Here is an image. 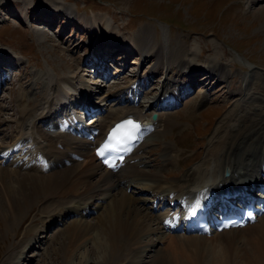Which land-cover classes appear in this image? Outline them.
I'll return each instance as SVG.
<instances>
[{"label": "bare ground", "instance_id": "obj_1", "mask_svg": "<svg viewBox=\"0 0 264 264\" xmlns=\"http://www.w3.org/2000/svg\"><path fill=\"white\" fill-rule=\"evenodd\" d=\"M46 10L48 11L41 14L45 15L44 17L40 15L37 17L36 24L45 25L53 19L48 17L51 9ZM64 11L69 20L77 19L76 14L69 8ZM95 21H97L95 27L99 29L101 23L96 19ZM106 42L96 41L95 46L103 44V47L96 53H93L94 50L90 51V54H93V65H97L94 70L95 77H102L104 67L101 66H104L108 58L116 56L118 51L123 50L122 56L127 58L132 56L125 48L127 46L128 49V45L121 47L114 43L115 45L109 46L112 43L106 44ZM115 50L117 52L112 54ZM98 56L100 58H97ZM145 56L142 58L144 59ZM166 57L168 59H166L165 72L168 73L176 60L174 61V57L169 58L167 54ZM16 60L0 50V67H9ZM80 61L82 65V60ZM142 62L144 63L143 60ZM180 62L186 75L191 78L192 85L199 77L204 83L209 84L217 81L213 74L217 77L221 75L226 77V73L222 74L223 65H220L219 69L216 65L200 71L199 69L207 65L191 66L183 59ZM63 65L69 68L73 66L65 62ZM253 69L242 76L244 79L240 90L229 97L236 95L239 97L238 102H235L237 107L232 112L223 114L217 122L201 159H197V162L185 168L181 175L170 180L166 178L169 167H181L186 164L185 162L181 165L186 157L182 158V151L176 144L164 142V149L163 147L161 149L162 162L159 166L156 165L158 169L154 172L149 169L150 164L140 154L148 142L173 135L182 128L183 122L173 119L172 112H165L181 101L176 95V91L180 89L177 84L165 82L166 86L163 88L164 80L170 78L165 76L158 97L153 96L146 101L147 105L144 103L140 107L138 96L142 84L131 85L127 89V94H130L128 98H121L120 95L116 97L117 107L114 110H107L106 121L93 119L91 125L78 130L79 136L67 130L51 133L58 128L60 113L63 110L66 112L71 102L72 104L75 102L77 108L80 105V112L87 114L101 109L103 111L107 109L108 102L113 98L112 94H108L105 99L106 95L101 94L100 89L90 91L89 84L82 86L80 91L76 92L74 78L58 75L53 82H49L46 90L38 94L37 100L30 103L28 99H19L18 120H14L16 137L15 134L9 135L8 138L12 137L10 143H0V154L9 156L13 149L16 151L17 147H22L30 141V136L27 135L29 130H27V121L33 117H35L32 125L34 131L45 143L36 141L38 148L33 163L23 168L19 165L15 166L25 172L0 167V237L7 238L10 242V237L16 235L19 226L34 212L35 204L41 201L36 213L31 215L33 217L30 222L35 220L36 214L39 215L44 228L54 219H57V224H64L67 219L72 218L71 221L69 219V225L57 230L55 237L62 235L60 236L62 240H58L57 248L54 247L51 252L60 250L65 257L70 258L77 255L78 264H106L131 253L129 262L147 256L152 257L150 263L166 261V264H182L183 261L188 260L181 262L178 258L185 244L183 241H188V244L190 242L195 248L200 245L206 249V252L211 254L212 264H231V258L236 260L233 264H264V213L258 215L253 224L245 227L218 231L213 225L214 216L218 213L217 206L230 207L233 197H243L246 200L259 198L255 203L264 205V89L257 81V84L254 83L255 81L251 85L247 83L256 77ZM219 71L221 72L218 73ZM120 73L122 75L125 72ZM210 75L212 77H209ZM34 76L37 77L35 74ZM10 80L11 77L7 73L0 77V92ZM169 81L172 82L171 79ZM150 83L153 84V81L149 79ZM96 84L98 83L93 82V85ZM33 85L34 83H31L34 88L38 84ZM67 95L69 98L73 97V101H66ZM207 97L208 90L203 93L201 100H196L194 108L184 113L185 118L191 117L193 110L202 106ZM38 110L40 112L37 114ZM154 111L158 112V119L148 127L140 126L137 139L132 141L133 148L121 163L108 169L100 162L95 149L109 136L118 122L129 119L139 120ZM92 129L100 131L95 134ZM11 130L13 131L12 128ZM82 133L83 137H81ZM89 135H93L94 139L88 140ZM147 153L150 154L149 151ZM225 169L229 170L227 175ZM243 185L246 186L245 190ZM252 187L262 193L254 194L249 190ZM141 194L150 195V198L141 197ZM148 200L151 204L149 206H147ZM210 209L213 211L211 217L204 218V213ZM90 214L97 216L94 220H89L86 216ZM190 214L192 217H186ZM22 231V236L28 237L30 233L34 234L36 229L28 226ZM36 240L38 239L35 237L26 238L22 255L11 257L9 262L22 263L25 259L24 253L33 247L32 243H36ZM90 242L91 249L87 248ZM200 248L197 250L199 251ZM89 252L95 254L97 259L95 262L87 258ZM150 253L155 255L151 256Z\"/></svg>", "mask_w": 264, "mask_h": 264}, {"label": "rangeland", "instance_id": "obj_2", "mask_svg": "<svg viewBox=\"0 0 264 264\" xmlns=\"http://www.w3.org/2000/svg\"><path fill=\"white\" fill-rule=\"evenodd\" d=\"M66 8L76 14L77 21L67 18L64 11ZM46 9H51L49 16L46 15L53 19L48 21L47 24L50 25L40 26L35 23V20L39 15L44 17L45 15L41 14L48 11ZM95 19L101 23L99 29L95 27L97 22ZM98 40L102 43L107 41L106 44L112 43L109 46L115 45L114 43L121 47L128 45V49L127 46L125 48L132 56L127 58L122 56L123 50L118 51L116 56L108 58L105 65L101 66L104 67L102 77H95L96 67L93 66V54H90V51L94 50L93 53H96L103 47V44L101 46L94 45ZM75 47L77 48L75 49ZM0 50L17 59L9 67H0L2 68L0 77L4 73L11 77L9 84H5L0 92V143H10L12 137L8 138L9 135L15 134L16 137L14 120L19 115L18 100L28 99L30 103L37 100L38 94L46 90L49 82H53L58 75L64 78H74L76 92H79L82 86L89 84L90 91L100 89L101 94L106 95L105 99L108 94L113 95L107 104V109L98 110L88 116L87 125L91 124L92 117L106 121L107 110H114L117 107L115 105L116 97L120 95L121 98H128L130 94H127V89L131 85L142 84L141 93L138 96L140 107L144 103L147 105L146 101L153 96L154 98L158 97L165 76L170 78L172 82L169 81L170 79L167 81L165 79L163 85L165 82L177 84L180 89L176 91V95L180 97L181 101L178 105L166 109L165 112H172L173 114H170L173 115V119L183 122L182 128L175 131L173 135L148 142L140 153L150 164L149 169L154 172L158 169L156 165L159 166L162 162L161 153L163 150L161 152V149L164 142L171 145L176 144L182 151L184 156L182 158L186 157L181 165L185 162L186 164L181 167H169L166 178L170 180L181 175L185 168L197 162V159H201L217 122L220 121L223 114L230 113L237 107L235 102H238L239 97L237 95L229 97L240 90L244 79L242 76L249 73L251 68H254L256 77L247 83L251 85L257 81L259 86L264 89V0H254V2L253 0H0ZM116 52V50L112 51V54ZM166 54L169 58L174 57V61L176 60L168 73L165 72L166 59H168ZM144 55L146 56L143 59ZM181 59L190 63L191 66L203 67L207 65L199 69L200 71L206 70L208 66L216 65L219 69L220 65H223L224 73L222 74L226 73V77H221L223 75L217 77L216 74H213L217 81H212L211 84L204 83L199 77L192 85L191 78L186 75L183 65H180ZM80 60H82V65ZM147 60L150 62H146ZM64 62L73 66L66 67L63 65ZM123 71L125 73L120 75V72ZM34 74L37 75L36 78ZM202 75L204 74L202 73ZM228 78L229 80L224 82ZM149 79L153 81V84H149ZM175 81L177 82L175 83ZM192 81L194 82V80ZM93 82L98 84L93 85ZM243 82L245 83V81ZM31 83L38 85H33V88ZM206 90H208L206 102L202 106L196 107L193 110V115L189 114L191 117L186 119L184 113L193 107L196 100H201L200 98ZM98 99L100 100V98ZM65 100L71 102L73 97L69 98L67 95ZM71 105L73 113L68 114L67 110L64 115L63 110L59 116L60 122L62 121L60 118L63 116L69 120L75 119L79 115V109L76 108L75 102L73 104L71 102ZM39 112L40 110L37 111V114ZM34 118L27 121V130L29 129L27 135L30 136V142L18 147V150L12 152L10 157L0 155L2 162L0 167L20 171L17 169L18 167H15L16 165L23 168L35 161L34 154L38 148L36 141L45 142L34 131L35 128L32 126ZM11 125L13 126L11 127ZM60 129L56 128L51 133H57ZM131 189L133 190V188ZM141 197L150 198V195L141 194ZM40 203L41 201L35 204L32 214L36 213ZM149 205H151L150 200L147 203V206ZM30 216L28 221H24L16 230V235L10 237V242L7 238L0 237V264H13L9 262V259L18 254L22 255L24 240L30 237H35L38 240L36 243H32L33 247L26 250L25 259L20 264H71L70 262L78 264L77 255L70 258L69 256L65 257L60 250L51 252L62 240L60 237L62 235L55 237L57 230L69 225L72 218H69L70 221L67 219L64 224H57V219H54L44 228L38 214L33 222H30L33 217ZM96 216V214H90L86 217L89 220H94ZM28 226L35 228L36 232L24 237L22 230ZM179 236L185 237L184 235ZM183 242L185 244L182 252L180 250L178 258L181 262L185 259L188 260L183 261L182 264L185 262H189L188 264H212L211 254L206 252V249L200 245L195 248V245H191L190 242L188 244V241ZM91 247L90 242L87 248L91 249ZM157 248L159 249V247ZM197 248H200L199 251ZM81 251L83 250L81 249ZM94 255L89 252L87 258H91L90 261L95 262L97 259ZM153 255L155 253L151 254V256ZM185 256L186 258H183ZM189 256L192 260L189 259ZM131 257L132 253L106 264H136L137 261V264L167 263L166 261L150 263L152 257L147 256L129 262L128 259ZM231 261L233 264L236 260L231 258ZM14 264L16 263L14 262Z\"/></svg>", "mask_w": 264, "mask_h": 264}, {"label": "snow or ice", "instance_id": "obj_3", "mask_svg": "<svg viewBox=\"0 0 264 264\" xmlns=\"http://www.w3.org/2000/svg\"><path fill=\"white\" fill-rule=\"evenodd\" d=\"M139 131L140 125L131 119L121 122L110 132L105 145L97 150V155L103 156L106 151L124 150L125 145L137 139Z\"/></svg>", "mask_w": 264, "mask_h": 264}, {"label": "water", "instance_id": "obj_4", "mask_svg": "<svg viewBox=\"0 0 264 264\" xmlns=\"http://www.w3.org/2000/svg\"><path fill=\"white\" fill-rule=\"evenodd\" d=\"M157 118V114L153 113L148 119L145 120V123L149 124L152 121H155ZM225 173H228V169H225Z\"/></svg>", "mask_w": 264, "mask_h": 264}]
</instances>
